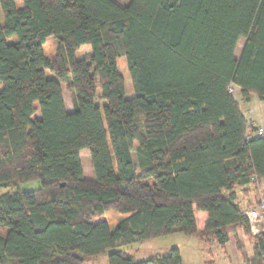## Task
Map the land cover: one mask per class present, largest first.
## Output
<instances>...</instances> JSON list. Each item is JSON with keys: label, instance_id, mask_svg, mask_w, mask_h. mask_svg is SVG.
I'll use <instances>...</instances> for the list:
<instances>
[{"label": "trees", "instance_id": "obj_1", "mask_svg": "<svg viewBox=\"0 0 264 264\" xmlns=\"http://www.w3.org/2000/svg\"><path fill=\"white\" fill-rule=\"evenodd\" d=\"M0 9V187L41 182L0 194V264L104 254L109 264H182L177 247L143 260L120 248L181 233L224 249L230 226L252 240L247 264H264V228L252 232L237 192L264 181V134L248 138L256 128L230 90L264 104V0H0ZM83 46L90 54L78 58ZM110 210L124 215L113 230Z\"/></svg>", "mask_w": 264, "mask_h": 264}, {"label": "rangeland", "instance_id": "obj_2", "mask_svg": "<svg viewBox=\"0 0 264 264\" xmlns=\"http://www.w3.org/2000/svg\"><path fill=\"white\" fill-rule=\"evenodd\" d=\"M120 3H128L129 0H117ZM23 3V0H15L16 6H21ZM0 20L2 23H4V14L0 9ZM16 37H11L8 39V41L12 42L15 41ZM244 39H240V41L237 44L235 55L239 56L242 45H243ZM58 48V42L55 38L49 37L46 40V43L44 45V51L45 54L49 57H53ZM90 54V47L89 46H83L78 51L76 56L78 58L85 57ZM118 68L121 74L123 75L125 79V86H126V96L132 97L134 96V89L131 81V77L129 74V71L127 69V64L125 58H119L118 59ZM50 75V73H48ZM231 91L234 94L235 100L239 103L241 109L243 112H245L248 116L249 110L245 108V103L242 101V96L240 93L235 89L234 86H231ZM63 90V97L66 105V109L70 112L73 111V102L71 98V94L65 84L62 85ZM97 102L102 105L103 101L101 99H98ZM248 112V113H247ZM133 158L135 164L138 166V157L136 149H133ZM81 159H82V165H83V171L86 177L93 178V170L91 166V160L90 155L88 151L84 150L81 152ZM41 186V182L39 180H31V181H25L20 183L17 187H0V194L20 189V190H33L36 188H39ZM241 187L237 188V191H239ZM264 196V195H262ZM240 199V195H239ZM200 213H203V211H196V216L198 222H202V216ZM205 214V213H204ZM124 217L123 214L115 212V211H108L106 213V219L108 221L109 227L111 230L114 229L116 223ZM240 236H242L241 233H243L242 229H238ZM232 239L228 244L227 248L223 249L221 246H219L217 243H214L210 246H206L202 244L199 239L195 236H185L181 233H173L166 236L158 237L149 241L140 242V243H134L131 245L122 246L120 249H123L129 254H132L135 256L136 259H143V258H151V257H158L160 255H163L173 247H177L181 259L182 264H236L237 255L234 250V244L237 240V231L231 232ZM244 235V234H243ZM244 243L250 244L252 243V240L245 234ZM225 250L227 253H225ZM236 258V260H235ZM236 261V262H235ZM82 264H108V256L107 254L98 256V257H90L85 258L82 260Z\"/></svg>", "mask_w": 264, "mask_h": 264}, {"label": "crops", "instance_id": "obj_3", "mask_svg": "<svg viewBox=\"0 0 264 264\" xmlns=\"http://www.w3.org/2000/svg\"><path fill=\"white\" fill-rule=\"evenodd\" d=\"M235 89L240 93V88L237 86H234ZM241 95V94H240ZM242 101H244V99L242 98ZM245 103V108L247 110H249V114L247 116V114L244 112L245 117L249 120V122L256 127L258 126H262L264 125V104L262 103L261 100H259L257 98V96L252 95L250 101ZM244 111V110H243ZM248 113V112H247ZM244 189H247L248 191H244ZM238 192V196L240 195V199L239 201L241 202V206L244 208V210H248L251 208H254L261 197H263L262 195H264V181L260 184L258 191L256 192L253 187L251 185H248L246 188H240ZM196 213V212H195ZM203 212L200 213V215L202 216V222L206 221L207 219V214ZM202 222H200L202 224ZM241 229L240 227H235V226H230L228 228V234H229V241L227 242V244L233 240L231 232L237 231V240L235 241L234 244V250L237 257V260L235 258L236 264H247L249 259L253 258V243L250 244H245L244 243V239L243 237H245V233H241L242 236H240V234H238L239 230ZM244 234V235H243ZM214 244V243H213ZM227 244L225 246V248H227ZM224 248V249H225ZM225 253H227V251L225 250ZM145 259V258H143ZM143 259H139V260H143ZM147 259V258H146ZM109 264V262H108Z\"/></svg>", "mask_w": 264, "mask_h": 264}, {"label": "built area", "instance_id": "obj_4", "mask_svg": "<svg viewBox=\"0 0 264 264\" xmlns=\"http://www.w3.org/2000/svg\"><path fill=\"white\" fill-rule=\"evenodd\" d=\"M232 87H230L231 90ZM264 134V125L256 127L255 131H251L248 134V138L256 135ZM249 219L252 232L254 234L260 233L264 228V196L260 198L258 204L251 209L244 210L243 212Z\"/></svg>", "mask_w": 264, "mask_h": 264}]
</instances>
